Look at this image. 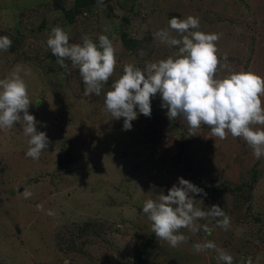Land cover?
<instances>
[{"label":"rangeland","instance_id":"1","mask_svg":"<svg viewBox=\"0 0 264 264\" xmlns=\"http://www.w3.org/2000/svg\"><path fill=\"white\" fill-rule=\"evenodd\" d=\"M174 16L199 17L197 30L221 34L217 55L228 68L220 78L229 71L264 77V0H0V36L13 42L0 51V79L21 66L29 114L50 141L33 160L19 124L0 130V264H218L215 251L194 252L206 240L233 264L248 257L264 264V157L257 160L240 138L211 137L204 125L190 134L185 120L166 117L159 96L151 118L139 115L130 131L104 110L103 92L125 64L143 69L175 55L153 39ZM55 26L70 43L84 36L98 43L100 34L112 41L117 66L100 96H84L70 61L67 70L55 63L46 46ZM179 177L207 193L195 197L196 207L223 208L228 230L199 220L211 231L181 229L188 240L176 248L155 236L143 203L167 195ZM25 188L29 198L20 195Z\"/></svg>","mask_w":264,"mask_h":264},{"label":"clouds","instance_id":"2","mask_svg":"<svg viewBox=\"0 0 264 264\" xmlns=\"http://www.w3.org/2000/svg\"><path fill=\"white\" fill-rule=\"evenodd\" d=\"M103 2L97 0V5L102 6ZM199 28V17L170 18L166 28L153 33V39L176 48L175 55L146 63L143 69L125 64L119 78L103 92L104 110L114 120L123 118L122 130L130 131L132 122L139 115L151 118L152 100L159 96L161 109L167 110L166 117L170 121L185 120L190 134L204 125L210 129L211 137L220 140L228 135L240 138L259 160L264 157V127L254 126H264V100L261 99L264 97V77L253 72L229 71L220 78L219 69L228 68L217 55L216 43L221 34L205 33L197 30ZM170 30L179 38L172 36ZM12 43L9 37L0 36V51L7 52ZM46 46L62 69H68L65 61H70L72 68L78 69L84 96H100L117 66L113 43L104 34L98 36V43L87 36L82 38V43H70L69 34L55 26L49 33ZM21 71V66L16 65L9 76L0 79V130H11L19 124L22 134L28 138L25 156L38 160L50 141L46 132L37 129L41 122L29 114L32 104ZM20 195L29 198L32 194L25 188ZM198 195L206 197L207 193L179 177L167 195L162 192L155 200L148 199L143 203L142 213L147 216L151 231L159 240L176 248L188 240L181 229L209 233L208 224L197 223L209 218L215 221L216 227L228 230L231 219L223 208L218 204L207 207L206 211L196 207L198 200L195 197ZM199 202L203 204V200ZM36 208L42 211L43 205L38 204ZM46 214L51 216L54 212L48 210ZM193 249L196 253L213 250L217 253L218 264H233V256L214 241L196 243ZM242 264H253L252 258L242 259Z\"/></svg>","mask_w":264,"mask_h":264},{"label":"water","instance_id":"3","mask_svg":"<svg viewBox=\"0 0 264 264\" xmlns=\"http://www.w3.org/2000/svg\"><path fill=\"white\" fill-rule=\"evenodd\" d=\"M15 231H16V232H18V229H17V228H15Z\"/></svg>","mask_w":264,"mask_h":264}]
</instances>
